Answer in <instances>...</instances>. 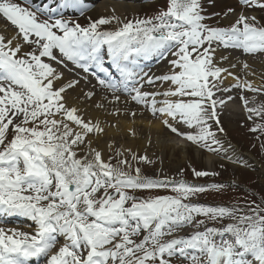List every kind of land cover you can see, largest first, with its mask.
<instances>
[{"label": "snow or ice", "instance_id": "snow-or-ice-1", "mask_svg": "<svg viewBox=\"0 0 264 264\" xmlns=\"http://www.w3.org/2000/svg\"><path fill=\"white\" fill-rule=\"evenodd\" d=\"M24 3L29 7L0 0V15L18 29L10 38L0 34V217H26L35 229L0 227V264H29L41 258L44 264H173V258L186 264H264V208L255 201L246 208L193 202V197L209 189L219 193L225 185L142 175L124 151L137 163L152 161L131 149H116V157L122 158L115 164L111 161L116 157L104 160L88 139L103 132L100 122L85 119L67 99L81 79L87 82L88 75L99 70L105 77H97V83L114 94L112 102L120 101L115 93L127 94L154 117H164L161 123L172 133L219 153L220 142L208 122L219 125L217 108L232 99L223 94L231 87L258 93L264 88L250 82L223 87L222 73L237 81L239 77L218 66L215 53L219 47L264 52V26H257V18L239 14L227 28L212 27L204 22L210 17L201 0H167L166 9L151 17L127 23L116 15L88 17L89 23L82 26L63 18L60 10L82 16L88 10L86 0ZM242 3L264 9V0ZM58 11V17L51 15ZM38 13L48 18L40 19ZM113 23L119 27L102 30ZM23 44L32 45V50L24 52ZM148 57L167 59L168 71L142 72L139 61ZM57 66L87 75L74 73L79 78H68ZM165 83L163 91L143 90L145 85L158 88ZM95 95L83 92L85 101ZM107 100L105 96L95 106L103 108ZM244 103L249 113L264 114V106L247 108L248 101ZM112 114L121 111L117 108ZM128 114L136 115L131 110ZM177 124L197 131L181 132ZM81 145L92 159L77 158ZM192 172L197 178L219 175ZM160 188L176 195L138 199L135 194ZM208 221L220 226H208ZM188 226L194 231L187 236L174 235ZM61 237L64 242L57 247Z\"/></svg>", "mask_w": 264, "mask_h": 264}, {"label": "rangeland", "instance_id": "rangeland-1", "mask_svg": "<svg viewBox=\"0 0 264 264\" xmlns=\"http://www.w3.org/2000/svg\"><path fill=\"white\" fill-rule=\"evenodd\" d=\"M14 2L19 3L24 7H29L23 5L20 0H14ZM201 2L204 7V13H214L216 15L214 17H210V20L207 19L208 21H204L212 27L227 28L231 25V23L235 22L225 18L232 13L228 11L230 8L234 9V11L256 13L257 15L255 16L257 18V21L259 22L257 26H264V9H260L258 7H248L245 4L241 5L239 0H201ZM166 5L167 0H150V2L149 0H141L138 11H135L134 14L127 13L125 16L120 18L124 23H127L129 20H134L137 18L144 19L147 17L154 16L161 8L166 9ZM141 7H143V9H141ZM74 12L75 11L66 12L65 18L71 19L81 24L82 26H87V24L89 23L88 17H91L92 20L97 19V17L90 14L89 11H85L84 15L82 16ZM37 15L40 19L48 18L46 16H41L39 13ZM8 23L10 24V28H13L14 30L18 31L16 26L12 25L10 22ZM111 27L112 25L101 26L102 30ZM27 45L28 48L26 52L31 51L33 46L29 44ZM223 50H227V48H224ZM226 52L228 54L234 53L238 56H252L255 59V54H246L241 49H231L227 50ZM260 54H264V52L258 53L256 59ZM241 84L243 85L244 83ZM231 86L232 85H229L228 87ZM262 88H264V84ZM231 91L238 92L239 94L244 95L246 94L247 89L244 87H231ZM231 94L232 93L228 92L224 93L223 96L226 97ZM217 95L219 96L221 94L217 93ZM231 100H227L225 104L220 105L217 108L220 123L219 125H217L214 121H209L208 123L211 125L210 130L215 133L216 138L219 140V147L221 148L222 152L224 151L223 149L226 148V146L228 145L225 143L231 142L239 149V151L236 150L235 152L233 151V153L237 154V156L242 154V152L254 156L255 159L259 162V167L254 165L252 162H249L245 165H240L238 164V162L232 160L230 157H225L224 154L218 156L216 155L218 153L208 151L203 146H197L196 144L188 141L182 136H179L178 138L186 143L188 149L186 154L183 153L185 149L182 148L172 149L166 147L158 151L156 149L154 151H139L138 148H134L131 150L132 153H136L140 156L146 155L148 159L152 161V163H137L135 160L131 159V153H128L127 151L125 152L123 150L124 157L131 161L133 167L141 168L142 175H146L151 178H167L170 181L183 180L192 184L199 182L200 184L223 183L225 185V187L219 193H217L215 190L209 189L205 193L193 197V202H199L202 204H208L213 206L224 205L246 208L250 204V202L255 201L257 205H260V207L264 208V114H262L261 116H255L251 114L252 119H249L248 117L250 116V113L246 110V106H244V101L241 100L240 102V100L237 99H235L236 101L234 100L233 107L236 108L238 112L229 113L230 111L227 110V104H232ZM248 103L251 104L252 102L248 101ZM253 105L256 106V108L264 106V92H261L259 94L258 101ZM258 125L260 126L259 130L251 131L252 128ZM221 127L223 128L222 132L219 131V128ZM196 131L197 129L195 128L189 129L187 128V126L185 127V132L195 133ZM151 146L153 147V145ZM151 146L149 145V148ZM83 149L84 148H80L77 149L78 151L76 150L77 158L85 156V154L82 153ZM115 150L116 149H113V151L106 152L105 160H108L110 156L116 157ZM196 150L198 152H196ZM207 153L208 155H215L214 158L216 160L211 166H208L205 160ZM88 158L92 159L89 155ZM120 158L122 157H116L111 162L115 164L116 160ZM174 158H180L181 160H174ZM221 165H223V167H221ZM181 169H183V172L180 171ZM192 169L217 172L219 173V175L197 178L193 175ZM163 189L164 188L154 189L151 191H137L135 194L138 199H147L149 197H154L158 195L159 191L157 190L164 191ZM111 191L112 190L109 189V192ZM165 191H167L166 193L168 194L164 195H176V193L171 191V189H167ZM159 195L164 196L163 194ZM198 219H204V217H198ZM207 223L208 226H220L219 223L213 225V222L211 221H208ZM14 224L15 223L11 222L0 223L1 226H14ZM190 227L191 226L185 228ZM191 231H194V229H192ZM191 231L188 230V232L190 233ZM174 235L177 236L176 233ZM170 238L172 237H164L165 240H168ZM43 261L44 260L42 259L41 262ZM173 264H186V262L181 259L173 258Z\"/></svg>", "mask_w": 264, "mask_h": 264}, {"label": "bare ground", "instance_id": "bare-ground-1", "mask_svg": "<svg viewBox=\"0 0 264 264\" xmlns=\"http://www.w3.org/2000/svg\"><path fill=\"white\" fill-rule=\"evenodd\" d=\"M141 0H86L88 4V11L90 14L94 15L95 17L100 18L101 16L108 17L112 15H116L119 17L125 16L128 14H134L135 11H138L140 7ZM115 9V12H113ZM239 14H244L248 16H255L256 13H245L242 11L233 12L231 15L225 17L230 21H235L238 18ZM256 17V16H255ZM111 28H107L106 30H115L118 25L115 23L111 24ZM18 33L17 30L10 28V24L5 20V18L0 15V34L5 35L6 37H12ZM18 40L23 43L22 37H18ZM16 43V41H14ZM28 48L27 44H23V51L26 52ZM223 47L217 48L215 53L216 61L218 66L223 68H228L230 72L234 74V76L239 77V81L234 79L233 76L227 75V73H222L223 79V87H228L229 85H234L244 82H250L252 87L254 88H262L264 84V54H260L257 59L256 56L260 52L252 53L255 54L254 57L250 56H238L236 54H228L226 51L223 50ZM106 52V46H105ZM225 56L227 59L221 61L220 57ZM44 59V58H42ZM151 59H155V57H148L141 59L139 63L149 61ZM168 59H172V57H168ZM47 62V58L45 59ZM247 63L248 67L245 68L244 64ZM108 65V64H106ZM235 65V67H231ZM112 68L111 65H108ZM60 71L65 72V76L68 78H79L75 77L74 73H79L80 76L87 75L83 73L80 69H74V72H69L68 70L57 66ZM69 69H73L71 64H68ZM169 65L168 60L165 59L162 63H158L157 66L149 69L143 70V72L148 73L149 75H161L168 71ZM142 69V68H141ZM113 74L115 75L114 69H112ZM96 77H91L88 75L87 82L81 79L80 85L73 90H69L67 93V99L70 105L76 106L80 109L83 117L85 119H91L93 122L99 121L101 128H103V132L97 133L94 136H89L88 139L93 140L92 147H95L97 150L102 152V158L105 160L106 152L113 151V149H120L121 151L125 149H134L138 148L139 151L141 150H151L154 151L155 149L161 150L164 148H182L185 149L183 151L184 154L187 153V145L181 139L178 138L179 135L172 133L168 128H166L162 123L161 118L154 117L151 112L145 109L142 105L136 104L131 100V96H126L123 93H115V95L120 96L119 102H112L113 93L107 89L101 88L98 83L96 82ZM95 86V87H93ZM168 84H162L160 87H150L145 85L143 90L146 91H163L167 89ZM87 91H95L96 95L90 101H85L83 97V92ZM248 92V93H247ZM246 94H239L238 92H232L230 96H232V104H227L229 113L235 112L237 113L238 110L233 107L234 100H247L251 101V104H247L248 108H256L253 104L258 101V96L261 92H249L247 90ZM107 96L108 100L103 101L104 107L97 108L95 105L97 103L102 102V98ZM243 97L244 99H242ZM158 100L164 99V97H157ZM175 99V98H171ZM127 101V103H124ZM236 101V100H235ZM236 103V102H235ZM245 106V104H244ZM119 108L121 114L113 115L116 109ZM129 110L134 111L136 113L135 116L129 115ZM252 113H250L251 115ZM231 118V117H230ZM170 122H172L170 120ZM181 132H185V125L177 124L176 125ZM133 132L135 134H133ZM228 144L226 148H224L223 152H219L218 156L224 154L225 157H230L232 160L238 162V164H247L252 162L256 166L258 165V161L255 159L254 156L243 153L238 155L233 153L236 150L239 151L238 147L233 145V143H225ZM111 145V147H109ZM149 145H153L149 148ZM80 148H84L82 153L85 155H89L92 158V154L89 153V149L85 148L84 145H81ZM78 151V150H77ZM126 152V151H125ZM196 152H198L196 150ZM129 153V152H128ZM227 154V155H226ZM215 155L207 153L206 155V163L208 166H211L214 161L216 160ZM80 158V157H78ZM174 160H181L180 158H174ZM7 217V216H5ZM17 225L15 226H2L5 229L17 228L21 231L25 232H33L35 226L33 222L28 219L23 222H16ZM189 227V226H188ZM194 228H183L176 232L177 237L187 236L190 232L188 230H192ZM192 232V231H191ZM61 241L57 245L59 247L64 241L63 238H60ZM171 239V238H170ZM40 264H44L40 263Z\"/></svg>", "mask_w": 264, "mask_h": 264}]
</instances>
